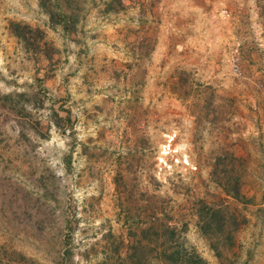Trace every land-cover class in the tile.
I'll list each match as a JSON object with an SVG mask.
<instances>
[{
    "label": "rangeland",
    "instance_id": "1",
    "mask_svg": "<svg viewBox=\"0 0 264 264\" xmlns=\"http://www.w3.org/2000/svg\"><path fill=\"white\" fill-rule=\"evenodd\" d=\"M59 5L0 0V264H264V0Z\"/></svg>",
    "mask_w": 264,
    "mask_h": 264
},
{
    "label": "trees",
    "instance_id": "2",
    "mask_svg": "<svg viewBox=\"0 0 264 264\" xmlns=\"http://www.w3.org/2000/svg\"><path fill=\"white\" fill-rule=\"evenodd\" d=\"M37 1L40 8H42L47 13L50 23H58L60 24L62 29H67V23L64 22L65 21L64 19L66 18L71 19V13L68 15L64 13V11L61 9V6L59 5V1L61 0H51L52 6H49L47 3L50 0H37ZM65 1L67 3L69 0H64V2ZM8 25L10 32L17 39L22 41H27V37L25 35L27 32L32 31L28 25L13 21H10ZM33 30L38 33L37 39H39L42 42V44H45V41L43 40L42 32H40V30L38 29H33ZM2 97L3 99L8 98L7 95H3Z\"/></svg>",
    "mask_w": 264,
    "mask_h": 264
},
{
    "label": "built area",
    "instance_id": "3",
    "mask_svg": "<svg viewBox=\"0 0 264 264\" xmlns=\"http://www.w3.org/2000/svg\"><path fill=\"white\" fill-rule=\"evenodd\" d=\"M171 139H172V137L168 136L166 143H164L162 146L163 150L166 152L169 151V142L171 141Z\"/></svg>",
    "mask_w": 264,
    "mask_h": 264
}]
</instances>
